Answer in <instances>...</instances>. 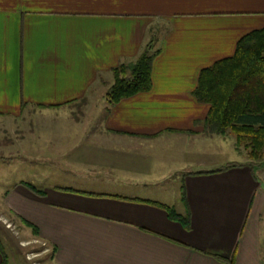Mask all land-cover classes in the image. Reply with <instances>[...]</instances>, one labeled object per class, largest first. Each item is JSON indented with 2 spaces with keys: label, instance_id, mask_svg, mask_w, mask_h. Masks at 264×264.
<instances>
[{
  "label": "crops",
  "instance_id": "obj_1",
  "mask_svg": "<svg viewBox=\"0 0 264 264\" xmlns=\"http://www.w3.org/2000/svg\"><path fill=\"white\" fill-rule=\"evenodd\" d=\"M260 28L264 0H0V128L23 139L19 122L36 110L62 128L47 157L66 184L5 198L38 228L20 241L42 244L29 253L48 264H264V162L232 135L206 134L210 105L193 95L201 70ZM154 37L151 90L111 104L112 69Z\"/></svg>",
  "mask_w": 264,
  "mask_h": 264
},
{
  "label": "trees",
  "instance_id": "obj_2",
  "mask_svg": "<svg viewBox=\"0 0 264 264\" xmlns=\"http://www.w3.org/2000/svg\"><path fill=\"white\" fill-rule=\"evenodd\" d=\"M155 38L146 44L134 62H123L112 69L113 83L106 93L111 104L151 90L153 61L160 52L155 50ZM193 95L199 102L210 105L206 117L200 121L206 134L234 135L236 149L246 151L253 165L264 162V28L242 36L232 56L202 69ZM85 102L83 99L81 104ZM237 165L228 163L218 170ZM147 202L179 218L174 208ZM30 226L38 234V228Z\"/></svg>",
  "mask_w": 264,
  "mask_h": 264
},
{
  "label": "rangeland",
  "instance_id": "obj_3",
  "mask_svg": "<svg viewBox=\"0 0 264 264\" xmlns=\"http://www.w3.org/2000/svg\"><path fill=\"white\" fill-rule=\"evenodd\" d=\"M101 85L102 84H97L95 92V100L100 104V108L106 100L105 98L103 101L105 91ZM108 85H105V87L107 88ZM105 87L104 89H106ZM82 100L83 99L80 101ZM83 110L81 105L74 106L70 115L75 116V118H80L83 114ZM61 111H63V109ZM56 115L60 117L65 116L62 112ZM25 116H31V118H27L25 121L20 120L19 122L20 128L24 131L23 139H18L20 135H14V133H11V129L8 131L0 128V214L5 212V214H7L9 218L14 219L15 221H13L18 225L10 229L9 227L11 226L7 228L6 225L2 223L3 221H0V249L6 264H33V262L38 261L42 264H48L50 259L49 255L36 257L37 255L35 256L33 253H29L38 246L42 247V244L39 245L32 242L25 244L20 243L21 240L30 239L34 231L28 221L19 219L9 207H6L5 198L9 193L21 188H27L30 191L39 193L43 190H47L51 184L62 186L66 184V179L60 176V173L57 171L60 159L56 158L58 162L53 165L48 161L49 158L47 157L49 153V136L59 135L58 132H62V128H58L56 124H51L53 120L50 118L55 117L54 113L36 110V112H33L31 115H28V113L26 115L25 113ZM88 116L92 118L90 121L94 122L93 126H95L99 114H89ZM93 118H95L96 122L93 121ZM31 119L32 126L28 127V124L31 123ZM7 126L8 128L11 126L13 127L11 120L7 122ZM51 127L53 130H50ZM92 130L93 129L89 127L86 132L90 133ZM74 132L78 133L81 132V130L77 128ZM55 137L57 139L61 138L60 135ZM14 144H16V147ZM49 176L53 177L52 182H50L51 179H47ZM59 176L61 178H58ZM70 179L67 178V180ZM75 186H77V184Z\"/></svg>",
  "mask_w": 264,
  "mask_h": 264
}]
</instances>
